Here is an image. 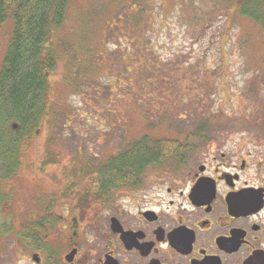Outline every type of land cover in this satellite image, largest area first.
<instances>
[{"label":"rangeland","instance_id":"374dc122","mask_svg":"<svg viewBox=\"0 0 264 264\" xmlns=\"http://www.w3.org/2000/svg\"><path fill=\"white\" fill-rule=\"evenodd\" d=\"M129 1L69 0L64 23L52 34L50 114L39 137L21 147L16 181L29 189L38 185L39 176L52 189L60 168L75 162V167L96 163L98 168L142 135L264 138V33L238 11L252 0H156L153 13L164 34L154 41L156 52L173 63L168 68L158 59V85L143 90L154 93L146 96L154 108L138 102L136 88L125 89L127 81L116 72L119 60L109 56L116 52L114 41L105 40L116 11ZM128 11L135 13L131 6ZM199 19L209 25L196 26ZM10 31L11 22L0 27V68ZM135 40L146 45L142 38ZM105 78L118 79L120 89L110 81L108 87ZM91 87L99 88L98 95ZM205 119L209 124L202 123ZM47 159L50 164L42 172Z\"/></svg>","mask_w":264,"mask_h":264},{"label":"flooded vegetation","instance_id":"af4514ba","mask_svg":"<svg viewBox=\"0 0 264 264\" xmlns=\"http://www.w3.org/2000/svg\"><path fill=\"white\" fill-rule=\"evenodd\" d=\"M200 138L131 183L105 176L111 158L52 189L0 179V264H264V138Z\"/></svg>","mask_w":264,"mask_h":264},{"label":"trees","instance_id":"16d2710c","mask_svg":"<svg viewBox=\"0 0 264 264\" xmlns=\"http://www.w3.org/2000/svg\"><path fill=\"white\" fill-rule=\"evenodd\" d=\"M155 2L156 0H130L125 3L120 7V11H116L115 22L107 28L105 36V40L114 41L112 43L116 52L111 49L112 53L109 56L119 60L120 66L117 65L116 72L127 81L128 85H124L125 89L132 92L135 91L133 88H136L140 91L135 94V98L139 97L138 102L152 108H154L153 99L146 96L152 97L154 93H145L143 90L148 86L153 91L158 85L162 70L161 66L157 65L158 59H161L164 66L168 68L173 63V61H165L163 59L165 55L156 52L154 41L162 38L164 34L159 23L156 25L157 13H153ZM68 3L69 0H0V27L11 22L9 41L0 68L1 180L8 179L17 172L20 166L22 144L39 137L50 114L49 75L54 67L51 49L52 34L64 23ZM130 6L136 14L128 11ZM238 11L241 16L259 24L264 33V0H252L247 4H241ZM195 25L205 27L209 24L199 19L195 21ZM136 36L144 39L146 45L138 46ZM123 41L127 42V45L123 44ZM111 57L108 58V62ZM179 58L184 57L179 54ZM105 79L108 87L112 82L117 90L120 89V86L116 85V82H119L118 79L117 81L114 78ZM98 89L92 90L98 95ZM97 95H94L95 100L100 103ZM159 106L160 104L158 109ZM181 118L178 116L177 120L180 121ZM206 121L205 119L202 123ZM11 124H17V128L8 130ZM171 129L175 130L176 126L172 125ZM183 136L193 137L187 134ZM129 141L126 148L112 157L104 166L105 176L112 172L114 176L123 177L124 170L128 169L131 183L142 170L172 166L173 140L148 138L142 135V138H133ZM187 143L190 141L178 140L179 146L183 147ZM182 152L183 149L179 147L177 166L183 158ZM46 154L50 156V152ZM79 159L84 160V158ZM50 161L48 159L43 161L41 168H46ZM75 165L76 162L72 167ZM88 167L84 165L82 168Z\"/></svg>","mask_w":264,"mask_h":264},{"label":"water","instance_id":"95a60500","mask_svg":"<svg viewBox=\"0 0 264 264\" xmlns=\"http://www.w3.org/2000/svg\"><path fill=\"white\" fill-rule=\"evenodd\" d=\"M12 127H13V129H16L17 128V125L13 124Z\"/></svg>","mask_w":264,"mask_h":264}]
</instances>
